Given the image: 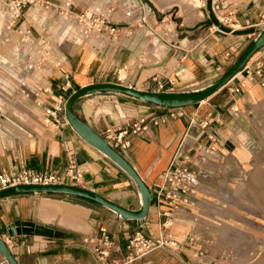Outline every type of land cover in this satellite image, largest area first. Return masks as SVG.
Wrapping results in <instances>:
<instances>
[{
  "label": "crops",
  "instance_id": "1",
  "mask_svg": "<svg viewBox=\"0 0 264 264\" xmlns=\"http://www.w3.org/2000/svg\"><path fill=\"white\" fill-rule=\"evenodd\" d=\"M77 1L75 10L80 12L83 9L77 8ZM134 1L133 6L140 0ZM198 1L202 2L199 22L206 33L200 39V46L175 41L167 46L146 43L149 33L160 36L158 23H163L160 19L166 8L144 5L150 30H139L125 43L106 45L100 51L86 48L75 51L58 70L46 69L39 74L38 82L53 94H59L63 84L61 73H67L71 89L65 98L80 88L99 83H119L136 90L157 92L153 79L161 81L163 92L170 94L189 95L186 93L191 88L203 83L204 90L210 88L236 64L264 27V0H214L224 14L234 13L231 23L224 28L213 19L210 9L213 0ZM122 12L123 9H118L113 16L118 23L124 21ZM180 14L186 15V11L181 10ZM258 64L264 77V47L246 66L254 70ZM120 69L126 73L118 81L116 73ZM233 89L239 92L231 94ZM163 110L114 93L86 96L73 106L74 113L101 137L107 127L121 128ZM38 113L43 116V110L39 109ZM182 113L163 126L151 127L146 135L133 137L122 156L152 195L148 216L140 223H123L101 207L73 197L25 194L1 198L0 238L16 263L98 264L82 247L81 239L97 236L101 226L122 249L137 232L157 238L164 220L162 213L167 207L156 200L154 191L172 162L187 163L201 175L206 173L205 184L221 192L224 187L220 182H225L227 177L239 178L244 173L241 170L244 165L252 167L264 161V86L259 79L247 77L244 69L214 96L182 108ZM200 123H206L207 127L199 128ZM208 138L214 142L210 143ZM209 145L216 148V157L205 160L199 148ZM70 165L80 174L77 186L123 208H139L138 193L129 178L86 145L68 125L25 128L20 135L6 138L4 147L0 146V173L25 168L62 175ZM199 215L205 217L203 209L178 208L169 236L179 240L188 234L196 226ZM185 258L186 253L157 250L143 264H186ZM0 264H6L1 256Z\"/></svg>",
  "mask_w": 264,
  "mask_h": 264
},
{
  "label": "built area",
  "instance_id": "2",
  "mask_svg": "<svg viewBox=\"0 0 264 264\" xmlns=\"http://www.w3.org/2000/svg\"><path fill=\"white\" fill-rule=\"evenodd\" d=\"M75 1L5 0L4 3L3 17L6 29L13 30L18 37L14 50L17 69L15 81L23 83L27 95L35 98V106L43 110L42 123L60 128L67 126L64 104L65 95L71 89L69 75L61 73L63 84L59 94H53L41 86L37 76L46 69L58 70L75 51L85 48L100 51L106 45L125 43L139 30H150L149 18L141 1L123 10L124 21L121 23L113 19V16L118 9L125 7L123 0H102L100 4L80 12L75 10ZM210 9L221 27L224 28L231 23L234 13L224 14L217 1H211ZM122 71L121 69L116 73L118 81L123 78ZM244 71L247 77L259 79L261 86H264L260 64L254 70L246 66ZM152 83L157 92L164 91V84L161 81L153 79ZM238 92V89L230 91L231 94ZM163 109L160 114L140 117L121 128L107 127L102 138L114 151L123 156L128 151L133 137L146 135L151 127L163 126L183 115L182 108ZM198 126L205 129L207 124L200 123ZM208 139L210 143L214 142ZM199 149L201 157L205 160L216 157V148L211 145ZM205 175L193 170L187 163H170L162 174L161 184L156 186L154 191L156 200L165 203L167 207V211L162 213L164 220L160 225L161 234L157 238L137 232L122 249L109 238L108 230L101 226L97 236H86L81 239L82 247L93 255L98 264H143V260L157 250L183 253L184 247L191 249L199 241L196 228L179 240L172 239L168 231L176 220L175 211L182 206L203 209L205 216L209 215V206L219 208L220 204L211 205L208 200L209 191L219 193L220 190L207 186ZM79 178L80 174L74 165H70L62 175L20 168L0 173V191L16 186L76 185Z\"/></svg>",
  "mask_w": 264,
  "mask_h": 264
},
{
  "label": "rangeland",
  "instance_id": "3",
  "mask_svg": "<svg viewBox=\"0 0 264 264\" xmlns=\"http://www.w3.org/2000/svg\"><path fill=\"white\" fill-rule=\"evenodd\" d=\"M140 1L145 6L154 7L155 4L166 8V13L160 19L164 20L163 23H158L161 25L157 29L160 36L149 33L145 38L146 43L157 42L167 46L175 41L200 46V39L206 34L199 22L202 2L195 6L192 0ZM101 2L78 0L76 4L77 8L80 6L85 11ZM4 3L5 0H0L1 147L5 146L6 138L20 135L25 128L36 129L44 125L38 113L39 109L35 106V98L27 95L23 83L15 81L17 69L14 50L18 37L13 30L6 29ZM123 3L125 10L132 7L135 1L123 0ZM181 10L186 11V15L180 14ZM169 15L173 17L170 19ZM125 73L122 71L121 77ZM205 88L206 84L203 83L191 88L186 94L192 95ZM262 152L264 153V149ZM241 170L244 173L239 178L227 177L225 182H220L224 187L221 192L209 191V203L220 204V209L209 206L208 216L199 215L194 227L198 230L199 241L191 249H182L186 253V264H264V161L256 162L252 167L244 165Z\"/></svg>",
  "mask_w": 264,
  "mask_h": 264
},
{
  "label": "water",
  "instance_id": "4",
  "mask_svg": "<svg viewBox=\"0 0 264 264\" xmlns=\"http://www.w3.org/2000/svg\"><path fill=\"white\" fill-rule=\"evenodd\" d=\"M264 47V27L253 39L249 48L244 52L236 64L213 86L192 95H177L165 92H147L136 90L119 83H99L91 84L71 93L64 104V117L68 127L89 147L99 152L107 160L113 163L122 173H124L135 186L139 197V208L129 210L102 197L101 195L81 188L77 185H31L16 186L0 191V199L15 195H58L67 196L89 201L102 209L113 214L117 219L126 222L140 223L144 221L149 212V205L152 195L148 187L143 183L135 170L116 151H114L93 129L82 121L73 111L74 104L81 98L101 93H114L131 97L141 103L149 104L167 109L186 108L197 105L222 90L236 75H238L249 60ZM0 256L6 264H17L5 243L0 238Z\"/></svg>",
  "mask_w": 264,
  "mask_h": 264
},
{
  "label": "bare ground",
  "instance_id": "5",
  "mask_svg": "<svg viewBox=\"0 0 264 264\" xmlns=\"http://www.w3.org/2000/svg\"><path fill=\"white\" fill-rule=\"evenodd\" d=\"M192 3L196 6L197 4H199L198 0H192Z\"/></svg>",
  "mask_w": 264,
  "mask_h": 264
}]
</instances>
